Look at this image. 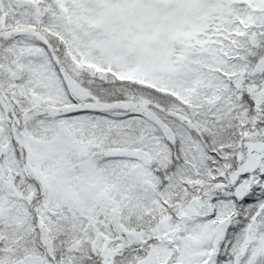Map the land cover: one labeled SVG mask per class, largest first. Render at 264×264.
<instances>
[{
  "label": "snow or ice",
  "instance_id": "6c2138e0",
  "mask_svg": "<svg viewBox=\"0 0 264 264\" xmlns=\"http://www.w3.org/2000/svg\"><path fill=\"white\" fill-rule=\"evenodd\" d=\"M0 264H264V0H0Z\"/></svg>",
  "mask_w": 264,
  "mask_h": 264
}]
</instances>
